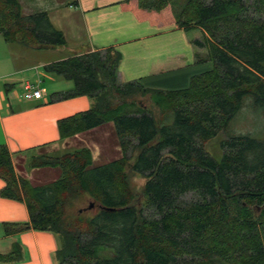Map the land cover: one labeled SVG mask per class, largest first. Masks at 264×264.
I'll list each match as a JSON object with an SVG mask.
<instances>
[{"label":"trees","instance_id":"16d2710c","mask_svg":"<svg viewBox=\"0 0 264 264\" xmlns=\"http://www.w3.org/2000/svg\"><path fill=\"white\" fill-rule=\"evenodd\" d=\"M169 1L136 5L160 12ZM181 10L185 20L175 24L201 31L192 44L211 63L186 89L118 83L120 54L111 47L43 67L73 84L52 101L92 99L86 111L57 121L58 139L111 123L122 157L93 164L86 148L33 157L29 170L58 175L32 184L0 145V197L23 202L28 216V224H5L4 234L29 227L53 234L57 264H264V0H185ZM0 36L32 49L64 44L45 13L24 15L17 0H0ZM136 96L150 105H137ZM245 112L260 119L259 133L235 125ZM127 172L144 179L139 200ZM79 196L95 214L64 212ZM18 257L14 245L0 261Z\"/></svg>","mask_w":264,"mask_h":264},{"label":"crops","instance_id":"0c3cea01","mask_svg":"<svg viewBox=\"0 0 264 264\" xmlns=\"http://www.w3.org/2000/svg\"><path fill=\"white\" fill-rule=\"evenodd\" d=\"M17 2L24 15L45 13L51 26L63 35L64 44L32 49L0 36V145L7 148L16 175H21V170L31 171L28 166L33 157L47 155L57 147L64 152L66 142L82 133L58 139L57 121L92 106V99L84 96L52 101V95L70 91L73 84L45 72L44 66L111 47L120 54L118 83L135 81L145 89L160 91L186 89L191 77L211 69L206 50L192 44L201 38L199 29L184 31L153 12L139 15L136 0ZM28 86L39 89V99H25ZM19 93L27 103H21ZM2 186L0 180V189ZM5 224H28L23 202L0 197V255L10 253L14 245L19 247L18 261L0 264H57L56 236L30 227L6 235Z\"/></svg>","mask_w":264,"mask_h":264},{"label":"rangeland","instance_id":"374dc122","mask_svg":"<svg viewBox=\"0 0 264 264\" xmlns=\"http://www.w3.org/2000/svg\"><path fill=\"white\" fill-rule=\"evenodd\" d=\"M185 3V0H173L169 1L165 8L160 12H153L156 13V16L161 20H170L176 22L177 20L183 21L185 20L184 16L182 15V7ZM137 6V5H136ZM143 11H140L139 15L142 14ZM189 35L193 36V33H190ZM20 98L21 103H27L22 97V94L19 93L18 96ZM135 101L137 105L139 106H149L150 102L147 98V96L143 97H135ZM154 111V115L156 114V110L152 108ZM250 123L247 125V122ZM261 124V121L258 117H252L251 115H248L247 112L239 115L238 119L236 120L235 125L238 126H245L249 131L253 133H259L258 130H260L259 125ZM258 137V136H257ZM88 147V148H86ZM64 152L71 151L74 149L79 148H86L90 152L91 160L93 164H103L107 163L113 160L121 159L122 157V148L118 144V138L115 134L114 127L112 128L108 125V123L103 124L98 129H95L93 131H89L86 133H82L81 135L77 137L71 138V140L67 141L65 146ZM59 149V147H57ZM53 150V151H45V154L47 155H60L63 152ZM73 149V150H74ZM21 175H24V173H27V178L31 180L32 184H42L45 182H49L52 179L56 178L58 175V172L45 168V169H39V170H31V171H23L21 170ZM127 181L128 186L130 190L132 191L133 195L136 197L137 200H139V193L141 190V187L144 183V179L136 174H131L127 172ZM138 196V198H137ZM191 197L190 195L188 196ZM91 200L85 198L84 196H79L74 199L68 200L64 212L67 215L74 216L77 214L76 212L81 214H88L89 216L95 214L96 209L95 207H92L91 209L87 210V206L90 203Z\"/></svg>","mask_w":264,"mask_h":264},{"label":"built area","instance_id":"2783aa9c","mask_svg":"<svg viewBox=\"0 0 264 264\" xmlns=\"http://www.w3.org/2000/svg\"><path fill=\"white\" fill-rule=\"evenodd\" d=\"M28 92L24 94L25 99H39L40 98V91L37 87H26Z\"/></svg>","mask_w":264,"mask_h":264},{"label":"water","instance_id":"95a60500","mask_svg":"<svg viewBox=\"0 0 264 264\" xmlns=\"http://www.w3.org/2000/svg\"><path fill=\"white\" fill-rule=\"evenodd\" d=\"M93 207V203L92 202H90L89 204H88V206H87V210H89V209H91Z\"/></svg>","mask_w":264,"mask_h":264}]
</instances>
